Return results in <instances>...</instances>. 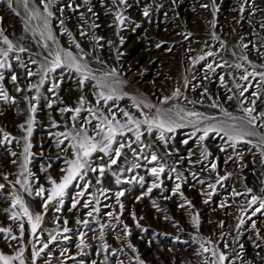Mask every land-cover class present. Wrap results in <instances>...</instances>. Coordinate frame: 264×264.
I'll use <instances>...</instances> for the list:
<instances>
[{
  "label": "rangeland",
  "instance_id": "374dc122",
  "mask_svg": "<svg viewBox=\"0 0 264 264\" xmlns=\"http://www.w3.org/2000/svg\"><path fill=\"white\" fill-rule=\"evenodd\" d=\"M44 2L28 0L29 8L25 9L23 0H0V29L17 49L9 52L7 58L0 55V61L7 60L6 66L0 68L4 77L0 87L11 97L9 101L0 98V184L4 185L0 190V227H10L11 235H19V222L10 219L11 212L19 210L11 208L13 195L21 196L33 213L43 214L39 242L30 236V225L25 218L23 240L12 241L10 234L0 233V251L14 254L24 246L27 264H33V245L39 249L43 242H48L49 247L35 259V264H139V261L204 264L205 260L212 259L210 253H202L201 244H204L225 252L229 257L225 264H264V210L253 216L252 209L258 205L248 207L252 195L264 198V147L260 135L247 137L250 142L238 143L233 148L223 133L211 132L201 141L199 137L203 133L187 122L173 132H165L164 141L159 139L158 129L149 133L147 125H142L140 142H135L133 133H128L127 138L118 137L134 141L132 149L136 151L124 148L117 164L105 170L102 184L96 183L98 173L89 171L84 180L77 179L69 186L62 204L53 202L44 212L35 190L41 185L50 189L49 177L59 182L64 175L61 170L67 167L65 159L72 158L74 152L71 140L59 136L74 131L71 120L74 113L61 109L80 106V97L86 101L83 109L96 108V93L100 90L96 80L89 78L81 83V74L66 66L49 73L41 84L40 66H48L52 59L48 54L57 48L51 40H47V49L43 47L47 35L43 21L30 18V9L44 13ZM70 2L75 11L67 6ZM77 5L80 7L76 8ZM145 8L149 12L147 17L143 15ZM49 11L53 13L49 26L60 47L71 50L78 58L85 56L82 62L87 63L97 78L116 69L118 75L108 78V82L120 81L112 83V87L121 98L100 101L99 110L105 115L114 112L117 119L125 120L119 110L124 109L142 120L145 115L155 116L156 108L179 107L225 120L221 109L243 117L246 116L243 109L252 107L251 101L255 100L253 115L258 117L255 131L264 135V126H261L264 119L260 117L264 113V81L259 76H249L247 81L240 79L245 70L264 72V0H126L123 3L121 0H87V3L50 0ZM118 13L123 23L117 20ZM59 20L64 21L63 26ZM82 31L87 35H81ZM41 32H45L44 37ZM73 38L83 53L75 47ZM19 47L27 51L19 52ZM0 49H7L2 36ZM209 51L215 55L208 56ZM201 56L204 59H199ZM209 64L212 69L208 68ZM237 64L242 67H235ZM29 70L34 75L29 76ZM12 75L17 76L15 82L11 80ZM53 84L58 87L50 91ZM33 85H38V90ZM245 87L248 90L241 96ZM177 88L179 97L174 95ZM254 91L260 93L258 99L252 95ZM229 96L233 98L229 100ZM165 97L169 98L167 103L163 102ZM134 100L144 102L140 109L133 106ZM213 102L219 107H212ZM145 103L156 108L144 107ZM32 106L36 108L35 113L31 111ZM30 119L33 122L29 137L26 129ZM88 119L90 114L82 110L75 121L76 129ZM96 123L92 120L85 125L89 135L95 134ZM210 123L215 121H204L198 126ZM21 125L25 127L22 129ZM5 134L8 140L4 139ZM26 140L31 148L25 169ZM58 140H63V144L58 146ZM152 153L159 159L149 163L145 157L150 159ZM91 161L96 166L107 163L108 157L96 152ZM137 163L139 168L134 167ZM213 163L217 165L215 171L211 169ZM159 164L165 167L156 181L160 187L148 193L155 180L149 170ZM45 168L46 172L42 170ZM113 172L122 181L120 184H116L117 176ZM177 174L183 179L177 181ZM140 177H143L142 183ZM17 180H27L33 196ZM85 180L91 184L85 185ZM178 182L180 192L173 195ZM85 187L87 191L80 198V204L72 209L76 194ZM100 188L107 189L106 196L99 195ZM248 188L252 193L246 191ZM119 191H124L120 197L122 210L115 199ZM234 192L242 195L235 196ZM93 195L99 199L100 211L89 217L90 209L82 205ZM222 204L225 206L221 207ZM197 214L199 227L192 223V217ZM240 219L245 221L242 225ZM77 220H87L88 224H78ZM64 227L71 231L64 233ZM50 232L57 236L56 242L49 241ZM81 236L84 246L77 248ZM209 239L213 242L211 245L205 243Z\"/></svg>",
  "mask_w": 264,
  "mask_h": 264
},
{
  "label": "snow or ice",
  "instance_id": "6c2138e0",
  "mask_svg": "<svg viewBox=\"0 0 264 264\" xmlns=\"http://www.w3.org/2000/svg\"><path fill=\"white\" fill-rule=\"evenodd\" d=\"M85 3H87V0H84ZM121 2H126V0H121ZM23 4L25 9L29 8L28 0H23ZM70 9L75 11V8H72V3L70 2L67 5ZM80 5H77L76 8H79ZM44 13H41L38 9H30L31 17L32 19L42 20L43 21V27L47 32L45 43L43 44V47L45 49L48 48L47 40H51L53 43L57 44V48L55 49L54 53L49 52V56L52 57V59L48 62V66L41 65V84L44 82L45 79L48 78V74L55 71L57 68L60 67H68L73 68L77 72L81 74L82 80H88L89 78L96 80L97 87L100 89L96 95V108L88 107L87 109H83V105L86 103L84 97L79 98V105L75 108H64L61 109L62 112H72L74 115L71 117V120L73 121V129L74 131H69L67 133H60L59 136L63 137L64 139H70L71 140V148L74 150L72 153V158L65 159V164L67 165L66 168L62 169L61 171L64 172V175L61 177L59 182L57 180L52 179L49 177V182L51 184L50 189H45L42 185L38 186L35 190L34 195L36 197H39L42 201V209L44 212H47L49 204L56 202L57 204H62L63 197L66 194V190L69 188L70 185L73 184L74 181L77 179L84 180V177L88 175V172L91 171L93 173H98V178L96 180L97 184H102V177L104 176L105 170H111L112 165L117 164L118 160L120 159L122 155V150L124 148L132 149V143L134 141L130 139H118V137L121 138H127L128 133H133L135 137V142H140L142 137L141 132V126L147 125V131L149 133L152 132V130L158 129L160 132L159 139L161 141L165 140V132H173L177 127H183L185 126V122L187 124L193 126L197 132H202L203 135L199 137L201 141H203L211 132L216 133H223L225 137H227V140L230 142L229 146L235 148V146L238 143L241 142H250L247 141V137L251 136H257L260 135V140L262 142L261 146L264 147V135L258 134L255 129L257 127V119L258 117L256 115H253V112L255 111V100L251 101L252 107L244 108L243 112L246 114V116L243 117H237L233 116L232 113L228 112L226 109H221L224 116L227 118L225 120H219L216 117L207 116L203 113L197 112V111H186L183 108L177 107L175 110L172 108L163 110L160 108H156L155 105L152 104H144V107L148 108H156L155 116L149 117L147 115L144 116V118L141 120L139 118L134 117L129 112L125 111L124 109H119L123 113V117H125V120L117 119L116 114L113 112L111 115H105L101 110H99L100 101L103 100L105 102L120 99L121 97L116 94V88L112 87V83L119 84V80H114L112 83L108 82V78L115 77L118 75L115 68L107 71L104 73L103 77L97 78L92 71L89 69L86 62H82L86 60L85 56H81L78 58L71 50H66L59 46L58 42L55 39V36L53 35L50 26H49V18L52 17L53 13L49 11L50 8V0H45L43 3ZM63 11V9H60ZM88 11L91 12L92 9L88 8ZM144 16H148L149 12L147 8H145L143 12ZM83 19V17H81ZM117 20H119L121 23H123V17L118 13L117 14ZM59 23L61 26L64 25L63 20H59ZM65 32H67V29H64ZM81 35L86 36L87 33L81 32ZM40 35L42 37L45 36V32H41ZM70 36L71 33H68ZM0 36L3 37V43L7 45V49H0V55L4 56L5 58L8 57L9 52L13 50H17L16 46L13 44V42L8 39L7 36L3 35V30L0 29ZM97 40L102 38H95ZM72 42L75 44V47L77 49H80L81 53H83V49L81 48L80 44L75 41L73 38ZM246 47V45H245ZM19 52H25L27 49L24 47L18 48ZM208 56L215 55L213 52L209 51L207 53ZM17 60H19V57H16ZM47 60V57L45 58ZM199 59H204V56H201ZM244 60H247V57L243 58ZM31 63L36 64V60H31ZM251 63V61H249ZM7 64V60L0 61V68L5 67ZM10 67V65H7ZM23 67H26V65H22ZM218 67H223V65H218ZM235 67L240 68L242 65L237 64ZM209 69H212V64L208 65ZM246 74L241 76L240 79L247 81L249 79V76H259L262 81H264V72H247ZM29 76L34 75L33 72L30 70L27 73ZM3 75L0 74V80H3ZM221 82H223V77H220ZM11 80L15 82L17 80L16 75L11 76ZM33 88H36L38 90V85H33ZM58 87L57 84H53V87L50 89V91H55V89ZM242 87L241 85H237V88ZM107 89V92L105 91ZM20 91V89H17ZM248 88L245 87L243 91L240 92V95L243 96L244 92L247 91ZM207 90L205 89V92ZM176 97H179L180 90L179 88L176 89V92L174 94ZM252 95L259 98L260 93L259 92H252ZM0 98H2L4 101L11 100V97H9L8 93L0 87ZM38 98V97H37ZM233 97L229 96L228 99L231 100ZM168 97L164 98V103L168 102ZM144 103L143 101L136 102L134 100V107L137 109L141 108V104ZM212 107H219L215 102L211 105ZM51 107V105H49ZM82 110L87 111L91 119H88L84 122L83 125L79 129H76L75 121L77 117H79ZM31 111L35 113L36 108L35 106L31 107ZM109 112H111V109H109ZM260 117L264 119V113L260 114ZM194 118V119H189ZM92 120H96L97 123L93 126L95 134L89 135L88 134V128L85 126L87 124H91ZM204 121H215V123L206 124L203 127H199L198 125L202 124ZM32 120L30 119L28 121L29 127L26 129L28 136L30 137L32 134V129L30 125L32 124ZM264 126V125H261ZM22 129L25 127L24 125L20 126ZM5 140H8V135L5 134L4 136ZM187 141H185L186 143ZM63 144V140H58L57 145ZM30 148L31 144L27 142L24 145V168L26 169L27 163L29 161L30 156ZM222 151L224 149H221ZM133 152L136 151V149H132ZM100 152L103 153L104 156L108 157L107 163L101 162L96 166H93V162L91 161V157L93 153ZM13 156L16 155V153H12ZM208 153H205V157H207ZM101 161H103V157L100 158ZM145 159L149 162H156L158 161V157L155 153H152L149 157H145ZM135 168H139L140 164H135ZM217 165L213 163L211 165V169L213 171L216 170ZM43 171H47V169H42ZM130 170V169H129ZM175 171V169H172ZM165 171V167L163 164H159L158 167H152L149 172L152 177L155 178L154 182L151 185V188L148 189V193L151 192L153 188L160 187V184L156 181H159V178L161 174ZM24 173L21 172V175ZM31 175V173H29ZM113 176H117L115 172L112 173ZM193 176L195 174L193 173ZM6 178V177H5ZM183 177L180 174H177L176 180L180 181ZM221 180L226 179V177H220ZM116 184H120L122 181L119 179V176L116 178ZM140 182H143V177H140ZM17 184H21L24 190L27 192L29 196H33V189L31 184L25 180H17ZM130 183V181H129ZM90 180H85V185H90ZM180 183H176L175 188L173 190V195H175L177 192H180ZM4 188L3 184H0V190ZM87 191V188L85 187L84 190L78 192L77 199L72 204L71 208L75 209L78 204H80V198L84 197L85 192ZM248 193H252V189L248 188L246 190ZM47 192V195L45 193ZM99 195H105L107 193V189L100 188L98 189ZM147 194V193H146ZM235 196L242 195L241 193L234 192ZM124 195V191H119L115 194V199L117 203H120V197ZM181 196H183V193H180ZM170 198V197H166ZM186 199V198H185ZM93 201H95V204H93ZM155 205V201H153ZM191 203L190 201L188 202ZM207 203V201H205ZM99 205V199L96 195L92 196V199H88L83 203L84 208H89L90 210L87 212V215L89 217L93 216L94 213H99L100 208ZM254 205H258L257 207L252 209V215L255 216L257 213H261L262 210H264V198L256 195H252L250 201L248 202V207L251 208ZM225 205H221V207H224ZM123 204L120 203L121 210L123 209ZM180 207H184L183 204L180 205ZM11 208L12 209H19L18 211H12L10 215V219L14 222L18 223V229H19V235H11L12 229L10 227L4 228L0 227V233H8L10 234V239L12 241H22L24 237L25 232V224L24 220L26 218L27 224L30 225V236L35 239L36 241H40V234L39 230L41 229L42 221H43V214L42 213H33L30 211L28 205L24 201V199L19 195H13L11 200ZM57 212L60 211V208L57 207L55 209ZM8 211V210H4ZM109 216H112V213H108ZM264 215V213H262ZM133 218L135 219V214L133 213ZM250 218V217H249ZM78 224L82 223L84 225L88 224L87 220L76 221ZM245 221L243 219L239 220V224H243ZM65 225L67 224V220L64 221ZM192 223L199 227V220H198V214L197 216L192 217ZM223 225H221L222 227ZM104 225H101V228H103ZM253 229H255L256 225L253 222L252 224ZM127 228V226H125ZM71 231L69 228L64 227L63 232L67 233ZM259 234V233H257ZM48 239L50 242H56L57 236L53 233H49ZM67 239V237H65ZM206 244L211 245L213 242L209 239L205 241ZM84 246V239L83 236L80 238V243L76 245L77 248H81ZM227 246V245H226ZM49 247L48 242H43L41 248H37L36 245H33V249L31 252V256L33 257V264H35V259L39 258L41 255V252L44 249H47ZM131 247V245H129ZM243 247V245H241ZM104 248L107 249L108 245L105 244ZM202 253H210L212 259L205 260L204 264H225L226 261L229 260L228 255L225 254V252L220 251L216 247H205L204 244H201ZM25 251H27L26 247L21 246L17 248L14 252V254H6L3 251H0V264H14V262L18 261L19 264H27L26 258H25ZM67 249L64 250L66 252ZM64 252L61 254L63 255ZM198 253V254H202ZM139 264H143V261H139Z\"/></svg>",
  "mask_w": 264,
  "mask_h": 264
}]
</instances>
